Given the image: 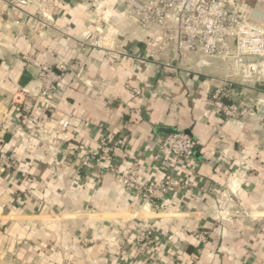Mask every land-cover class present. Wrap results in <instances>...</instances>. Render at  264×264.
Wrapping results in <instances>:
<instances>
[{"label":"crops","instance_id":"1","mask_svg":"<svg viewBox=\"0 0 264 264\" xmlns=\"http://www.w3.org/2000/svg\"><path fill=\"white\" fill-rule=\"evenodd\" d=\"M105 2L116 15L118 0ZM91 10L90 0H0V119L16 126L0 139L13 157L0 172V264H264V83L237 87L255 116L224 122L211 79L230 74L225 64L147 59L156 34L120 16L112 51L84 49ZM44 65L62 75L51 110ZM20 91L36 98L33 124L14 103ZM161 129L202 147L176 164L175 193L145 203L118 177L132 166L140 183L170 179L153 161ZM149 229L157 241L137 254L136 233Z\"/></svg>","mask_w":264,"mask_h":264},{"label":"built area","instance_id":"2","mask_svg":"<svg viewBox=\"0 0 264 264\" xmlns=\"http://www.w3.org/2000/svg\"><path fill=\"white\" fill-rule=\"evenodd\" d=\"M26 5L25 1L19 2ZM90 26L80 44L86 48L112 51L116 32L112 29V19L120 16L138 26L145 33H154L146 42L147 59L166 54H175L185 58L189 54H199L202 59L219 60L225 64L230 74L224 79H211L213 90L211 103L224 122H237L253 117L259 108L257 105L240 101L237 87L246 84L250 87L264 83V23L255 18V12L264 7V0H118L117 14L110 11L105 0H90ZM45 26L43 20H39ZM62 71L66 70L62 67ZM39 79L42 83L40 98L46 109H53L54 99L59 95L62 75L51 66L41 68ZM143 96L141 90H134ZM36 98L24 91L17 93L14 103L28 124L35 123L33 104ZM40 109V108H39ZM70 123L62 121L60 132L63 134ZM7 117L0 119V139L9 130L15 129ZM58 143V142H57ZM202 147L201 142L186 133L165 135L158 143L153 161L168 165L171 175L178 171L179 162H191ZM112 148L105 144L101 154L109 156ZM13 157L6 154L0 143V172L12 168ZM88 166L89 163L85 162ZM173 172V173H172ZM120 182L145 203L162 199L175 193L179 181L170 176L161 184L139 182V171L130 166ZM185 187H193L189 182ZM153 230L138 231L135 237V252L145 254L157 241Z\"/></svg>","mask_w":264,"mask_h":264},{"label":"water","instance_id":"3","mask_svg":"<svg viewBox=\"0 0 264 264\" xmlns=\"http://www.w3.org/2000/svg\"><path fill=\"white\" fill-rule=\"evenodd\" d=\"M254 14H255V18H259V19L264 18V14H262L260 11H257ZM160 132L163 134H166V135L176 133V132H174V130H166V129H161Z\"/></svg>","mask_w":264,"mask_h":264}]
</instances>
